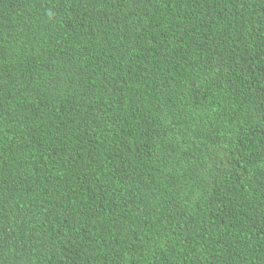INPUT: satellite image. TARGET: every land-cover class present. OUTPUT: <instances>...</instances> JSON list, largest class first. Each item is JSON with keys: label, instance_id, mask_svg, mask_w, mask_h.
Wrapping results in <instances>:
<instances>
[{"label": "trees", "instance_id": "16d2710c", "mask_svg": "<svg viewBox=\"0 0 264 264\" xmlns=\"http://www.w3.org/2000/svg\"><path fill=\"white\" fill-rule=\"evenodd\" d=\"M0 264H264V0H0Z\"/></svg>", "mask_w": 264, "mask_h": 264}]
</instances>
